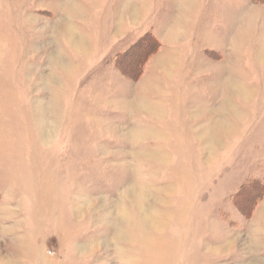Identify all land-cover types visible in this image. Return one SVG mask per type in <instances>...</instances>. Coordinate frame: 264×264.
I'll list each match as a JSON object with an SVG mask.
<instances>
[{
    "label": "rangeland",
    "instance_id": "rangeland-1",
    "mask_svg": "<svg viewBox=\"0 0 264 264\" xmlns=\"http://www.w3.org/2000/svg\"><path fill=\"white\" fill-rule=\"evenodd\" d=\"M118 1L0 0V264H264V45Z\"/></svg>",
    "mask_w": 264,
    "mask_h": 264
},
{
    "label": "crops",
    "instance_id": "crops-1",
    "mask_svg": "<svg viewBox=\"0 0 264 264\" xmlns=\"http://www.w3.org/2000/svg\"><path fill=\"white\" fill-rule=\"evenodd\" d=\"M106 0H55V2L63 3V9L59 12L60 15H65L64 21L69 23V26L65 27L66 30H69L70 27L75 28V21H77L76 18H84L88 14V8L86 9V4H92L95 6H104ZM207 0H199V11L197 12H186L185 8L183 6H179L178 10L181 7V10L178 11V14L181 12V19L178 16L176 17L175 22H178V20H182L186 22L187 24L191 25L190 30H195L194 27L192 28V24H195L197 20H203L204 22H207L210 24V30L214 31V34L219 35L220 43L217 42V39H212V41H206V43L211 44H226V45H248L249 40L253 41L254 45L261 46L264 45V27L262 28V31L258 33H251L249 35V27L247 26V23L250 22L251 24L257 23L261 21V25L264 26V5L262 6L261 3L256 2L255 0H210L208 5L206 4ZM185 2H189V0H186ZM126 0H119L118 6L116 7L115 11L111 12L113 16V29H129L130 26L127 28L126 25L129 24L130 19L134 17V14L129 16L130 14L124 10H121V6L123 5L124 8H126ZM144 4V2L142 1ZM139 2H136V5H138ZM117 5V2L115 6ZM183 5V3H182ZM204 6H207V9L204 8ZM166 7V6H165ZM262 7V8H261ZM184 8V9H183ZM114 10V7L112 8ZM128 9V8H127ZM164 10V9H163ZM252 10V11H251ZM165 11V10H164ZM164 11H158L155 8V15H161L164 14ZM259 11L260 15L259 17H256L253 12ZM152 10L148 12V15H151ZM166 13V12H165ZM192 14V15H191ZM107 18L106 13L103 12V15L96 17L94 20L96 23L101 24L103 19ZM161 22L165 19V16H160ZM259 21H258V20ZM156 18L149 21L151 24V28H157L156 27ZM237 23L240 25L238 29H236V37L234 39L231 38V35H233L231 29H233L232 23ZM78 22V21H77ZM127 22V23H126ZM160 22V23H161ZM105 23V22H104ZM102 23V24H104ZM260 23V22H259ZM98 24V25H99ZM249 25V26H250ZM102 27V26H100ZM135 26L131 27L134 28ZM216 30L218 32H216ZM252 30V29H251ZM212 32V31H211ZM233 37V36H232ZM199 39V38H198ZM234 40V41H232ZM184 42H178L177 44H182ZM200 41H197V44H200ZM201 45V44H200ZM226 59H229L230 54H225Z\"/></svg>",
    "mask_w": 264,
    "mask_h": 264
},
{
    "label": "trees",
    "instance_id": "trees-1",
    "mask_svg": "<svg viewBox=\"0 0 264 264\" xmlns=\"http://www.w3.org/2000/svg\"><path fill=\"white\" fill-rule=\"evenodd\" d=\"M255 1L264 4V0H255Z\"/></svg>",
    "mask_w": 264,
    "mask_h": 264
},
{
    "label": "bare ground",
    "instance_id": "bare-ground-1",
    "mask_svg": "<svg viewBox=\"0 0 264 264\" xmlns=\"http://www.w3.org/2000/svg\"><path fill=\"white\" fill-rule=\"evenodd\" d=\"M71 32H73L72 30H71ZM74 36V35H73ZM78 39V38H77ZM76 42H77V40H75ZM76 44V43H75Z\"/></svg>",
    "mask_w": 264,
    "mask_h": 264
}]
</instances>
